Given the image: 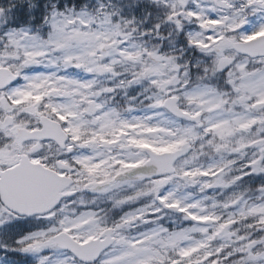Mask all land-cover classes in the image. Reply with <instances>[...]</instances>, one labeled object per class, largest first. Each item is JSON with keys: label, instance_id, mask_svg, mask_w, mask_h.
<instances>
[{"label": "snow or ice", "instance_id": "1", "mask_svg": "<svg viewBox=\"0 0 264 264\" xmlns=\"http://www.w3.org/2000/svg\"><path fill=\"white\" fill-rule=\"evenodd\" d=\"M0 264H264V0H0Z\"/></svg>", "mask_w": 264, "mask_h": 264}, {"label": "rangeland", "instance_id": "2", "mask_svg": "<svg viewBox=\"0 0 264 264\" xmlns=\"http://www.w3.org/2000/svg\"><path fill=\"white\" fill-rule=\"evenodd\" d=\"M11 259V258H10Z\"/></svg>", "mask_w": 264, "mask_h": 264}]
</instances>
